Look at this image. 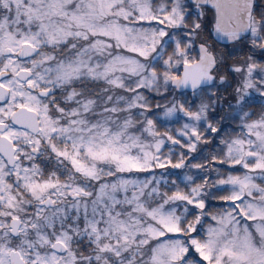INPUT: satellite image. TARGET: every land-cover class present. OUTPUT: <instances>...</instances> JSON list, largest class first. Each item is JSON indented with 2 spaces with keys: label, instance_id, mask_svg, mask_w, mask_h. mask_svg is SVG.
Wrapping results in <instances>:
<instances>
[{
  "label": "snow or ice",
  "instance_id": "snow-or-ice-1",
  "mask_svg": "<svg viewBox=\"0 0 264 264\" xmlns=\"http://www.w3.org/2000/svg\"><path fill=\"white\" fill-rule=\"evenodd\" d=\"M0 264H264V0H0Z\"/></svg>",
  "mask_w": 264,
  "mask_h": 264
}]
</instances>
